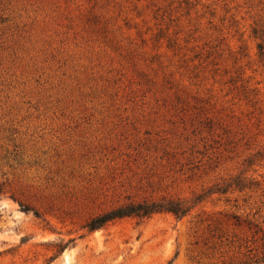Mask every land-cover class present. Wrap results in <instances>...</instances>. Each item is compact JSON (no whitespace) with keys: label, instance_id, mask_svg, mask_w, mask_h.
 Instances as JSON below:
<instances>
[{"label":"rangeland","instance_id":"374dc122","mask_svg":"<svg viewBox=\"0 0 264 264\" xmlns=\"http://www.w3.org/2000/svg\"><path fill=\"white\" fill-rule=\"evenodd\" d=\"M0 264H264V0H0Z\"/></svg>","mask_w":264,"mask_h":264},{"label":"trees","instance_id":"16d2710c","mask_svg":"<svg viewBox=\"0 0 264 264\" xmlns=\"http://www.w3.org/2000/svg\"><path fill=\"white\" fill-rule=\"evenodd\" d=\"M227 187H230L228 185ZM236 188H241L239 184L235 183ZM209 194H224L223 189H216L215 191L207 192ZM204 195L196 196L191 205H188L184 201L175 199H159V200H141L138 202H127L125 204L114 207L106 212L98 214L90 218L85 228L88 232H93L98 229L104 228L109 223L122 218H136L144 220L152 217L155 214H171L177 219H181L186 216L192 208L199 204Z\"/></svg>","mask_w":264,"mask_h":264}]
</instances>
